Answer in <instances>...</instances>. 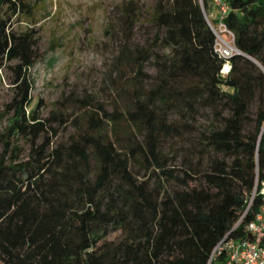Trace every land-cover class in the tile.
I'll use <instances>...</instances> for the list:
<instances>
[{"label":"trees","instance_id":"1","mask_svg":"<svg viewBox=\"0 0 264 264\" xmlns=\"http://www.w3.org/2000/svg\"><path fill=\"white\" fill-rule=\"evenodd\" d=\"M32 1L0 0V66L12 94L0 153V264H207L226 234L252 237L246 226L261 196L251 194L264 180V0H226L223 21L238 49L228 59L206 22L212 0H157L147 44L117 56L113 109L86 100L75 133L54 148L58 116L28 109L35 32L11 28L32 15ZM133 12H124L128 22ZM149 61L154 75L144 71ZM201 107L216 122L183 166L169 167L162 141L194 130L172 113Z\"/></svg>","mask_w":264,"mask_h":264},{"label":"rangeland","instance_id":"2","mask_svg":"<svg viewBox=\"0 0 264 264\" xmlns=\"http://www.w3.org/2000/svg\"><path fill=\"white\" fill-rule=\"evenodd\" d=\"M156 2L39 0L32 1V15L21 13L13 18L11 28L17 33L30 29L35 32L36 63L30 71L33 86L28 109H36L41 118L58 116L59 119L52 122L58 130L52 148L67 142L75 133L74 120H81L86 100L99 101L109 111L113 109L111 97L115 91L117 56L124 45L143 47L147 44L155 30L152 16ZM129 6L134 11L131 22L124 14ZM210 12L215 16V9ZM223 37L227 39L228 34L224 33ZM155 69V62L149 61L144 71L154 75ZM10 76L7 65L0 66V153L2 138L11 124V113L6 108L12 96ZM171 118L194 128L181 138L162 141L161 151L168 166L180 168L186 160L187 150L190 153L193 145L200 144L202 132L215 123L216 118L210 109L203 107L197 108L193 116L174 112ZM19 148L20 158H27L30 145L26 139L19 141ZM140 172L142 175V168ZM165 185L169 186L167 182ZM118 235L119 232H113L108 239Z\"/></svg>","mask_w":264,"mask_h":264},{"label":"built area","instance_id":"3","mask_svg":"<svg viewBox=\"0 0 264 264\" xmlns=\"http://www.w3.org/2000/svg\"><path fill=\"white\" fill-rule=\"evenodd\" d=\"M213 12L205 14L206 22L215 36L214 48L225 59L231 57L238 49L234 45V34L224 23L228 5L226 0H212ZM211 19H217L213 26ZM227 33L228 38L223 34ZM258 194L261 196V205L253 220L246 230L251 234L250 238H233L226 234L213 248L207 264H214L218 257L223 258V264H264V180H256L251 199Z\"/></svg>","mask_w":264,"mask_h":264},{"label":"bare ground","instance_id":"4","mask_svg":"<svg viewBox=\"0 0 264 264\" xmlns=\"http://www.w3.org/2000/svg\"><path fill=\"white\" fill-rule=\"evenodd\" d=\"M228 69H229V66H228V64H226V65L224 66V68H223V71H228Z\"/></svg>","mask_w":264,"mask_h":264},{"label":"water","instance_id":"5","mask_svg":"<svg viewBox=\"0 0 264 264\" xmlns=\"http://www.w3.org/2000/svg\"><path fill=\"white\" fill-rule=\"evenodd\" d=\"M239 53H241V52H239ZM242 55H245V54H243V53H241ZM246 57H248V58H250L249 56H247V55H245ZM251 59V58H250Z\"/></svg>","mask_w":264,"mask_h":264},{"label":"crops","instance_id":"6","mask_svg":"<svg viewBox=\"0 0 264 264\" xmlns=\"http://www.w3.org/2000/svg\"><path fill=\"white\" fill-rule=\"evenodd\" d=\"M220 264H223V263H220Z\"/></svg>","mask_w":264,"mask_h":264}]
</instances>
